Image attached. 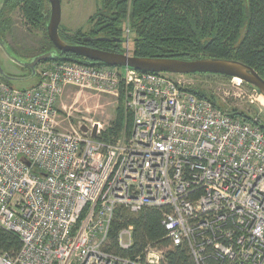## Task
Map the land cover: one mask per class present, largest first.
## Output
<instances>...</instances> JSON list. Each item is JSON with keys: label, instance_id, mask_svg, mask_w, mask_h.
I'll use <instances>...</instances> for the list:
<instances>
[{"label": "built area", "instance_id": "built-area-1", "mask_svg": "<svg viewBox=\"0 0 264 264\" xmlns=\"http://www.w3.org/2000/svg\"><path fill=\"white\" fill-rule=\"evenodd\" d=\"M17 89L0 79V227L18 236L0 264H264V130L214 105L167 72L75 61L47 63ZM125 82L128 133L111 141L58 125L67 85ZM118 206L162 210L166 247L106 249ZM133 226L117 232L120 248Z\"/></svg>", "mask_w": 264, "mask_h": 264}, {"label": "trees", "instance_id": "trees-1", "mask_svg": "<svg viewBox=\"0 0 264 264\" xmlns=\"http://www.w3.org/2000/svg\"><path fill=\"white\" fill-rule=\"evenodd\" d=\"M20 4L29 22L45 25L42 27L45 32L43 46L35 55L54 49L46 33L50 11H44V0H3L0 9V42H6L3 37L9 23V17L3 15L4 10L9 13ZM95 17L99 20L97 28L104 31L102 35L96 32L82 35L80 28L70 32L59 25V36L71 44H86L96 49L124 53L127 48L119 46L121 41L92 40L88 44L86 37L121 38L129 36L131 32L133 40L128 41L133 44V50L129 51L131 55L184 60L201 57L235 59L250 65L264 78V0H97L95 12L88 22H92ZM57 55L56 60L42 61L37 66L57 61L98 64L70 52L57 50ZM35 78L37 81V74ZM187 89L223 108L205 93L191 87ZM229 112L250 119L243 112ZM121 122L118 116V122L109 132L117 131ZM258 125L264 130V123L258 121ZM111 136L100 133L98 137L111 141L115 138ZM129 224L133 226V243L128 250H124L118 246L116 236L121 228ZM168 243L161 209L144 207L133 214L122 206L116 208L110 223L106 249L121 255H136L147 244L162 248ZM20 246L17 235L0 227V252L13 255ZM165 255L168 264H193L184 245L166 251Z\"/></svg>", "mask_w": 264, "mask_h": 264}, {"label": "rangeland", "instance_id": "rangeland-1", "mask_svg": "<svg viewBox=\"0 0 264 264\" xmlns=\"http://www.w3.org/2000/svg\"><path fill=\"white\" fill-rule=\"evenodd\" d=\"M60 1V27L70 32L80 28L82 35H91L93 32L99 35L104 33L97 28L98 17L88 22L95 12L97 0ZM2 2L3 0H0V9ZM21 6L22 4L16 6L9 13L4 10L3 15L9 17V23L3 37L6 42H0V72L8 77L5 79L0 75V79L17 89L28 88L36 82L27 64L43 46L45 38L43 29L45 25L41 22L38 23L40 25L29 22ZM44 11L46 13L50 11L47 0H44ZM131 35L132 33L129 32V37ZM119 46L127 48L128 53L133 50L131 42H122ZM170 76L183 86L212 97L223 109L243 112L250 119L264 123V105L260 102L263 96L242 80L236 81L234 78L213 74H171ZM118 81L116 88L110 80H96L86 86H65L57 104L60 130L69 131L79 125L100 124L101 133L105 136L116 137L121 132L128 133L133 115L126 103L125 82L121 78ZM118 116L122 119L121 126L117 131L110 133V129L118 122Z\"/></svg>", "mask_w": 264, "mask_h": 264}, {"label": "water", "instance_id": "water-1", "mask_svg": "<svg viewBox=\"0 0 264 264\" xmlns=\"http://www.w3.org/2000/svg\"><path fill=\"white\" fill-rule=\"evenodd\" d=\"M50 5L49 19L46 23V33L54 46V49L37 54L27 64L31 68L32 76L36 74V66L47 60H56L58 58L57 50L65 53H73L87 60L97 62L105 66L112 67H129L139 71L146 72H167L171 74H213L239 78L242 82L253 87L261 96L264 97V78L250 65L239 60L201 57L196 59H170L161 57H139L128 53L127 49L122 52H109L101 49L92 48L80 44H71L65 42L58 33L61 21V1L48 0ZM87 40H112L128 43L133 40L132 37L124 36L119 38H108L97 36L92 38L86 37ZM3 78L8 79L6 75L0 72ZM97 124L93 125L91 134L96 135ZM80 130L88 131L86 125H81Z\"/></svg>", "mask_w": 264, "mask_h": 264}, {"label": "bare ground", "instance_id": "bare-ground-1", "mask_svg": "<svg viewBox=\"0 0 264 264\" xmlns=\"http://www.w3.org/2000/svg\"><path fill=\"white\" fill-rule=\"evenodd\" d=\"M69 57H70V56H69ZM234 79H236V81H239V78H236V77H235ZM260 102H261V104L264 105V97H261V101H260Z\"/></svg>", "mask_w": 264, "mask_h": 264}, {"label": "flooded vegetation", "instance_id": "flooded-vegetation-1", "mask_svg": "<svg viewBox=\"0 0 264 264\" xmlns=\"http://www.w3.org/2000/svg\"><path fill=\"white\" fill-rule=\"evenodd\" d=\"M93 38V37H92ZM92 40H89V41H87L88 42V44H89V42H91ZM84 42H86V41H84ZM86 42V43H87ZM81 45H85V46H89V47H91L90 45H86V44H81ZM93 48V47H92ZM95 48V47H94Z\"/></svg>", "mask_w": 264, "mask_h": 264}]
</instances>
